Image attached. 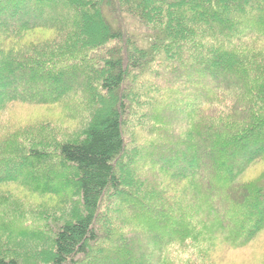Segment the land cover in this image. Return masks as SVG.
Masks as SVG:
<instances>
[{
	"label": "trees",
	"instance_id": "1",
	"mask_svg": "<svg viewBox=\"0 0 264 264\" xmlns=\"http://www.w3.org/2000/svg\"><path fill=\"white\" fill-rule=\"evenodd\" d=\"M180 89L190 92L180 116L187 130L161 137L169 121L155 104ZM78 94L88 111L77 135L0 144V170L27 171L0 174V264H232V250L264 233V169L245 179L264 163V0H0V113ZM132 119L140 132L151 128L146 138L128 135ZM134 143L147 152L141 163L168 177L161 190L143 192L144 182L119 173ZM7 184L65 193L67 209L44 230L16 225L23 212L1 191ZM131 184L143 195L126 191ZM129 196L159 209L149 220L132 214L148 243L139 260L129 258L134 235L116 234L112 222L133 212ZM103 245L111 248L96 250Z\"/></svg>",
	"mask_w": 264,
	"mask_h": 264
},
{
	"label": "rangeland",
	"instance_id": "2",
	"mask_svg": "<svg viewBox=\"0 0 264 264\" xmlns=\"http://www.w3.org/2000/svg\"><path fill=\"white\" fill-rule=\"evenodd\" d=\"M52 14H58V10L53 11ZM42 17V15H39L38 17L35 16L32 19ZM44 34L45 33H36L35 36ZM49 34L50 33H48L46 36H49ZM35 75L38 76L37 78L41 77L40 72L32 74V77ZM229 78L230 76L227 75L224 77V80H228ZM81 81V79H78L74 80L73 83H81ZM15 87L16 85H10L8 90H12ZM180 90H182V92L180 91L175 95H172V97L162 100L158 99V104H155L156 108L158 109L157 111L159 117L162 118L164 122L166 120L169 121V123H164L163 125L159 124V135L161 137L168 136L170 138L176 139L182 138L187 130V125L183 123V120L181 119L182 117L180 118V116H185L182 115L185 109L184 104H186L185 102H188L187 93L190 94V92L183 91V89ZM29 92L38 94L41 91L40 88H37L29 90ZM83 102L84 101L81 99V95L78 94L74 98H70L69 102L61 106L58 105L50 107H36L20 104L9 105L5 108L3 112L0 113V144H4L7 140H13L20 146H23L26 144L27 141L41 140L42 137L48 135L54 136L58 140H64L70 138L71 136L77 135L87 119L88 110ZM150 117H152V114H149V118ZM145 122L146 124H148L147 119H145ZM167 125H170L169 129ZM132 126H134L133 119L129 126L128 135L132 134L133 136H140L141 134V137L143 139L146 138V133L143 131L149 132V130H151V128L147 125L145 128H141V132H143L141 133L139 127L132 128ZM136 145L137 143L129 145L125 154L121 157L118 166L119 173L123 175V177H129V179L130 177H133L135 180L137 179L138 182H144V185H141L143 192L149 190V188L157 192L158 190H161L163 187L169 184L168 177L163 172L158 171V169L152 168L146 163H141L145 157L144 154H147V152H145V149L143 147L137 149L138 146ZM7 146L8 145H6L5 147L0 146V148H7ZM209 151L210 144H206L204 147H202V150L196 151L197 153H195V155L200 158H203L205 156L204 153ZM154 158L156 160H163L164 155L159 157L154 156ZM219 158V155H212V157H210L209 161L207 162V166L212 168L213 171L216 170L215 167L218 165ZM47 165H49V163H47ZM256 165V168H254L250 174L248 173L245 176V179L253 178L259 175L260 172H262V170L264 169V163H259ZM19 168L20 166H17L12 170L7 171L0 170V174L16 173V175H22L24 173H27V171L20 172ZM40 169L41 168H38V171H40ZM42 169L46 170L47 166L42 167ZM56 172L60 173V170L57 168ZM52 184L53 186H59L61 183L58 181H54L52 182ZM129 187L131 188H124V190L126 189V191L128 192L138 191L137 196L142 193L141 189H136L133 184L129 185ZM179 190L180 188L176 189L177 193L172 194L171 196L178 195ZM1 191H4L6 194H8L6 197L9 198V203L13 202L16 206L19 207V210L23 212V219L17 221L16 225H25L36 228L39 227L44 230L48 225L47 223H50L51 225V221L53 219L56 220L57 218L64 215L68 205L67 200H64L61 197L63 196L62 194L65 193H59L55 196H40L37 194H31L25 189L13 184H7L3 186L1 188ZM185 194V198L189 199L190 194L188 192H185ZM141 195H143V193ZM168 195H170V193H168ZM146 200H152L153 203H156L155 199L153 198H146ZM152 202L150 203L149 201H146L147 204L145 203L144 207L142 204L137 202V199L134 196H129L126 198V201L123 205L128 206V209L133 212H127L126 219L119 220L115 217H113L112 219V222H114L113 226L116 234L121 233L123 235H134L133 238L130 239L132 240V246L130 247L131 250L129 255V258L133 260L141 259L144 252L146 254L148 252L145 245L148 244L146 240V235H142L143 230L138 227L137 219L142 217L145 218L148 215L147 220H149V218L153 216V212L155 209H158L156 208L158 206L156 205L155 208H153L154 204ZM112 205L116 204L112 203ZM36 208H40V213H48L49 211V214L46 217H40L42 218V220H40L39 218H37L39 216L36 213L34 214V210ZM133 213L137 214V219L132 216ZM46 220H49V222H46ZM177 246L178 245L176 244L169 245L168 248H170V250H165L164 253H166L168 257L173 258L171 253L174 251V248H177ZM108 248H111V246L103 245L96 250L102 253ZM150 249L153 251L154 254L158 255L155 249H153L152 247ZM263 249L264 233L262 232L251 245H248L243 249L232 250L233 259L231 256V262L232 264H264ZM229 255L230 254H226L224 256V259H229ZM120 260L123 263L124 258ZM95 264L101 263L98 262Z\"/></svg>",
	"mask_w": 264,
	"mask_h": 264
}]
</instances>
